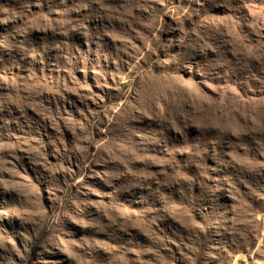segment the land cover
Listing matches in <instances>:
<instances>
[{
    "label": "rangeland",
    "instance_id": "374dc122",
    "mask_svg": "<svg viewBox=\"0 0 264 264\" xmlns=\"http://www.w3.org/2000/svg\"><path fill=\"white\" fill-rule=\"evenodd\" d=\"M0 264H264V0H0Z\"/></svg>",
    "mask_w": 264,
    "mask_h": 264
}]
</instances>
